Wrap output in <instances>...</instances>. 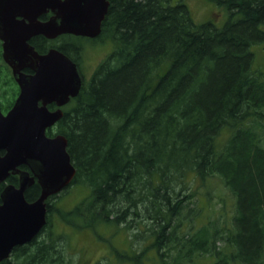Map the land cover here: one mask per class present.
I'll return each instance as SVG.
<instances>
[{"label":"trees","instance_id":"obj_1","mask_svg":"<svg viewBox=\"0 0 264 264\" xmlns=\"http://www.w3.org/2000/svg\"><path fill=\"white\" fill-rule=\"evenodd\" d=\"M205 1L223 10L219 26L194 21L186 0H110L94 41L109 42L112 51L56 124L76 170L70 186L89 191L72 210H59L61 220L96 235L111 226L113 236L145 217L136 238L146 231L148 244L113 249L117 261L264 264V68H253L252 51L264 42V0ZM80 39L38 36L30 44L39 53L56 48L78 64ZM0 91L11 106L17 86L1 45ZM186 176L191 183L219 180L231 211L202 217L195 201L185 203L193 200ZM39 194L34 183L25 199ZM142 203L147 209L138 213ZM47 211L41 232L0 264H63L56 245L62 236L45 234L48 203Z\"/></svg>","mask_w":264,"mask_h":264},{"label":"water","instance_id":"obj_2","mask_svg":"<svg viewBox=\"0 0 264 264\" xmlns=\"http://www.w3.org/2000/svg\"><path fill=\"white\" fill-rule=\"evenodd\" d=\"M108 6L109 0H0L2 59L19 88L7 113L0 110V184L18 176L17 187L7 184L0 192V262L39 234L46 222L45 200L75 175L66 138L49 137L46 130L79 93L81 76L61 51L39 54L29 41L40 35L49 40L65 34L95 38ZM49 12L47 19H39ZM52 103L57 106L53 111L48 109ZM35 181L40 196L27 202L24 192Z\"/></svg>","mask_w":264,"mask_h":264},{"label":"rangeland","instance_id":"obj_3","mask_svg":"<svg viewBox=\"0 0 264 264\" xmlns=\"http://www.w3.org/2000/svg\"><path fill=\"white\" fill-rule=\"evenodd\" d=\"M186 1L194 21H212L216 26H219L224 20L223 10L219 7L205 0ZM75 42H78L82 46L79 57V68L82 77L85 80H89L96 67L111 53L112 46L109 42L105 41L93 42L75 40ZM252 51L255 55L253 68L263 70L264 42L254 46ZM190 179V176H186L184 182L189 183L186 190H190L189 194H191L193 200L188 199L185 203L188 201H195L196 205L199 206L202 211V217L205 216L206 213H210L211 218L214 216L213 211L215 210L217 212V210L221 208L224 209L225 213L231 211L233 200L219 180L211 179L208 182L193 181L191 183ZM181 185L183 186V184ZM177 189H179V187ZM188 191H183V194ZM193 192L194 196L192 195ZM88 193L89 191L85 187L72 185L59 193L55 198L50 199L48 204L53 212L51 211V226L48 227L45 234L50 232L54 236L57 234L62 236L56 245H58L60 249L63 264H129L126 263L127 261H117L119 257H117L115 250H125L130 247L132 252H136L148 244V242L145 243L143 241L142 237L147 234L145 233L146 231L141 232V236L136 238L140 228H142V226L144 227L145 217L142 215V217L138 216L134 221H129L128 223L130 224L126 226L125 231H118L116 235L113 236H109V233L113 234L111 226H105L106 230L101 229L100 234L96 235L90 229H78L73 227L66 219L62 221L59 216V210L63 213L72 210ZM137 195L139 196L138 193ZM144 206V203L138 204V213L144 210ZM193 206H195V204ZM145 207L147 209V206ZM143 214L145 215L146 213L143 212ZM167 250H169V248L165 247L160 250V252L166 253ZM149 253H154V250H149ZM200 264H206V260H202Z\"/></svg>","mask_w":264,"mask_h":264},{"label":"flooded vegetation","instance_id":"obj_4","mask_svg":"<svg viewBox=\"0 0 264 264\" xmlns=\"http://www.w3.org/2000/svg\"><path fill=\"white\" fill-rule=\"evenodd\" d=\"M17 86V85H16ZM2 92L0 91V94H1ZM17 94H18V87H17V91H16V95H15V98H16V96H17ZM11 96H9V95H4V97H0V109H1V111L5 114L10 108H11V106H12V104H13V102H14V100H15V98H14V100H13V102H12V104H11V106H9L10 105V103H11ZM7 107H9V108H7ZM50 109H55V106L54 105H50Z\"/></svg>","mask_w":264,"mask_h":264},{"label":"bare ground","instance_id":"obj_5","mask_svg":"<svg viewBox=\"0 0 264 264\" xmlns=\"http://www.w3.org/2000/svg\"><path fill=\"white\" fill-rule=\"evenodd\" d=\"M157 1H158V0H157ZM256 5H257V4H256ZM184 27H185V26H184ZM164 34H165V33H164ZM164 34H163V35H164ZM118 36H119V35H118ZM163 39H164V38H163ZM166 45H167V44H166ZM134 51H135V50H134ZM147 56H148V55H147ZM113 70H114V69H113ZM193 76H194V75H193ZM109 77H110V76H109ZM248 78H249V77H248ZM251 78H252V77H251ZM186 86H187V85H186ZM185 88H186V87H185ZM197 89H198V88H197ZM184 90H185V89H184ZM175 91H176V90H175ZM181 93H182V92H181ZM77 95H78V94H77ZM75 97H76V96H75ZM75 97H73V98H75ZM177 97H178V96H177ZM73 98H70V100L68 101L67 104H69V102H70L71 99H73ZM167 101H168V100H167ZM67 104H66V105H67ZM196 107H197V106H196ZM166 108H167V107H166ZM113 113H114V112H113ZM63 114H64V113H63ZM237 115H238V114H237ZM62 117H63V116H62ZM62 117H61V118H62ZM61 118H60V119H61ZM60 119H59V120H60ZM59 120H58V121H59ZM58 121H57V122H58ZM196 121H197V120H196ZM57 122L53 125L55 128H56V124H57ZM150 127H151V126H150ZM136 135H137V134H136ZM143 136H144V134H143ZM239 136H240V135H239ZM184 141H185V140H184ZM180 158H181V157H180ZM260 165H261V164H260ZM148 170H149V169H148ZM237 175H239V174H237ZM232 176H233V175H232ZM144 179H145V178H144ZM262 186H263V185H262ZM172 191H173V190H172ZM144 194H145V193H144ZM39 196H40V195H39ZM39 196H38V197H39ZM35 200H36V199H35ZM35 200H34V201H35ZM31 202H33V201H31ZM45 210H47V204H45ZM133 210H134V209H133ZM43 244H44V243H43ZM43 244H42V245H43ZM13 249H14V248H13ZM13 249H12V250H13ZM11 252H12V251H11ZM53 252H54V251H53Z\"/></svg>","mask_w":264,"mask_h":264}]
</instances>
